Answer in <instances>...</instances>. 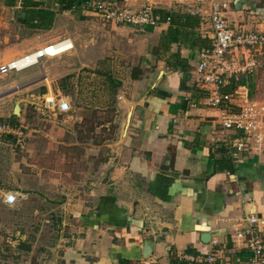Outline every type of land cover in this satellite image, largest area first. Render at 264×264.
<instances>
[{"label": "crops", "instance_id": "0c3cea01", "mask_svg": "<svg viewBox=\"0 0 264 264\" xmlns=\"http://www.w3.org/2000/svg\"><path fill=\"white\" fill-rule=\"evenodd\" d=\"M225 1V18L233 33L264 34V0ZM208 9V4L189 0L182 5H164L154 11L163 20L161 25L136 30L102 22L87 0H0V66L49 45H72L57 56L40 57L30 66H38V74L25 72L28 67L8 76L7 87H18V91L0 98V105L14 104L18 96L24 104V116L30 120L29 115L35 114L31 111L53 118L71 111V96L62 95L60 90L69 81L76 87L79 81L75 84L74 79L81 78L80 71L95 70L101 58L100 50L92 45L81 49L91 35L86 30L101 26L145 32L143 36L153 45L145 44L138 60L127 68L125 79L117 78V85L112 82L117 88L113 108L119 116H124L131 104L133 111L124 139L107 145L112 155L105 162L109 167L103 171V179L97 182L93 169H82L80 157L71 169L57 166V175L79 174L80 180L56 189L67 198L60 199L57 230L52 234L39 231V264H186L182 258L207 253L214 240L221 250L218 264H249L246 242L238 233L248 227L250 217L258 220L264 242V142L251 143L238 161L234 160L223 145L222 127L196 74L199 52L212 43ZM167 17L169 22H165ZM89 18H95L99 25ZM240 53L235 56L238 61ZM41 60H45L43 64ZM112 68L116 71L118 67ZM160 70L161 78L150 89ZM228 82L223 92L242 87L249 99L264 105V68L230 77ZM127 83L132 86L127 88ZM89 90L77 89V93L82 96ZM48 96L67 100L69 110L63 113L57 106H49ZM92 103L85 104L92 107ZM9 125L21 129L23 145L20 147L12 135L1 136L0 144L9 141L11 153L18 148L32 152L35 146L29 148L26 142L28 128L20 120ZM47 135L51 143L41 140L40 144L46 145L43 156L52 157L50 149L54 148L56 164H68L76 158L75 146L84 145L83 141L65 145L61 131ZM235 136L231 133L230 139ZM90 140L87 146L92 149L88 152H94L96 147ZM47 187L48 182L41 188ZM67 188L73 191L67 193ZM80 190H87L85 199ZM38 200L48 202L47 198ZM249 205H253L251 210ZM47 238H54V242Z\"/></svg>", "mask_w": 264, "mask_h": 264}, {"label": "rangeland", "instance_id": "374dc122", "mask_svg": "<svg viewBox=\"0 0 264 264\" xmlns=\"http://www.w3.org/2000/svg\"><path fill=\"white\" fill-rule=\"evenodd\" d=\"M87 20L99 25L95 18ZM91 30H86V33L90 32L91 35L89 40L86 39L81 44V49L87 50V45H92L100 50L98 54L101 58L97 60L98 67L95 70L84 68L80 71L79 76L81 78L79 80L74 79L75 84L79 81L78 86L73 87L72 82L69 81L68 86L62 89L63 91L60 90L62 95L71 96V111L69 113L53 118L52 115H42L41 112L31 111L35 114L29 115L32 119L30 120L24 116V108H22L24 104L18 99V96H15L14 101L19 102V115H13L16 102L0 105V121L14 122L20 120L21 125L28 128L25 130V134L28 135L27 146L29 148H31L30 145L35 146L32 152H24L18 148L14 153H11L8 146L9 141H3L4 144H0V264H39V255L36 258V252L39 251L41 244V238L38 237L41 234L39 231L43 230L44 233L49 231L52 234L53 231L57 230V220L61 217L60 199L66 197L61 194V190L56 189L58 186L67 187L66 185L72 180L75 182L80 180L79 174H71L65 178L63 175H57L55 173L57 166L61 168L60 170L67 169L66 166L71 169V166L76 165L78 162L77 157H80L82 169L88 170L89 167L93 169L95 174L93 176H95L97 182L103 179V171L108 170L109 165H105V162L112 155V152L107 145L114 144L118 140L120 123L123 118V115L119 116V112L113 108L114 102L117 101L115 97L117 89L115 85L119 83L117 78L125 79L128 72L127 68L131 63L138 60L146 43H149V46L153 45H151L150 39L143 36L145 32H132L127 29L124 31L111 30L108 27L103 28L101 26L96 27L93 31ZM141 39L143 40L141 41ZM44 61L41 60V63L43 64ZM65 63L67 64V62ZM126 63L128 65H125ZM111 66L118 68L114 71ZM28 70L35 75L38 74L39 68L33 66L25 72ZM14 75L15 72L12 71L6 76L2 75L0 77V98L9 97L14 95L12 94L14 91H18V89L7 87L10 82L9 77ZM65 83H63V86ZM124 85L127 88L132 86L129 83ZM79 86L81 87L79 88ZM121 88L122 85L119 89ZM77 89L90 90L82 93L81 96L77 93ZM38 91L42 92L43 89ZM89 101L93 102L92 107L85 104ZM103 101H109L110 105ZM27 111L29 113V109ZM118 123L119 127L116 126L115 128ZM28 125L32 126L28 127ZM30 129L33 130L31 134ZM50 131L53 135L56 131H61L65 145L83 141L84 145L77 144L75 146L73 157L76 158L67 161L68 164H56L57 154L54 148L50 149V151H53L51 153L52 157L43 156L46 145L40 143L41 140L48 141V139L51 143L47 135ZM89 137L90 142L95 144L94 152H88L92 149L91 146H87ZM52 140L56 142L55 138ZM54 142H52V145L55 144ZM22 145L23 143L19 146L22 147ZM58 145L60 146V144ZM69 148L71 149V147ZM71 152L69 150V154ZM104 165L106 168H103ZM47 182L50 187L42 189L41 187L46 185ZM25 190L28 194H24ZM72 191L69 188L66 190L67 193ZM80 191L81 194L84 192L82 197L85 199L87 190ZM9 192L17 195L16 204L12 207H7L3 203L4 195ZM40 198H47L48 202L46 204L40 203L38 200ZM50 239L47 238V240ZM44 242L45 239L42 243L44 244ZM48 242H54V238ZM26 247H30L29 250Z\"/></svg>", "mask_w": 264, "mask_h": 264}, {"label": "built area", "instance_id": "2783aa9c", "mask_svg": "<svg viewBox=\"0 0 264 264\" xmlns=\"http://www.w3.org/2000/svg\"><path fill=\"white\" fill-rule=\"evenodd\" d=\"M142 3L123 4L117 0H87L96 15L106 24L130 27L136 30L157 28L163 20L154 13L155 9L164 5H182L187 0H141ZM209 5L208 19L211 26V47L199 52L196 64V74L199 85L206 94L209 106L216 112V118L222 127V142L231 155L238 161L246 152L251 143L264 142V105L249 99L246 89L239 87L232 92H223L228 86L230 77L239 74L251 73L264 68V34L233 33L227 26L225 13L228 8L227 1L223 0H189ZM167 17L165 22H169ZM62 44V43H57ZM56 45V44H55ZM72 48L70 47L49 56L54 57ZM241 50L240 61L236 53ZM28 55L19 60L0 66V76L9 72L22 71L32 65L27 63ZM22 61V66L17 64ZM25 62V63H24ZM36 64V63H35ZM33 64V65H35ZM17 89V88H16ZM49 106H57L59 112H67L69 103L58 98L47 100ZM236 133L231 140L230 134ZM12 135L17 137V143L23 142L21 129L0 121V137ZM14 193H6L3 203L12 206L16 203ZM258 220L254 217L248 219V227L238 233L243 238L249 251V264H264V242L261 239ZM211 249L196 256L182 258L186 264H218L221 250L217 241H211ZM144 264H150L148 262ZM157 264V263H153Z\"/></svg>", "mask_w": 264, "mask_h": 264}, {"label": "water", "instance_id": "95a60500", "mask_svg": "<svg viewBox=\"0 0 264 264\" xmlns=\"http://www.w3.org/2000/svg\"><path fill=\"white\" fill-rule=\"evenodd\" d=\"M163 74V71L160 70L157 77L153 80L151 86H150V89H153L155 86H156V83L158 82V80L161 78ZM18 88V87H16ZM19 102H16L15 105H14V109H13V115H19ZM132 111H133V105L131 104L129 107H128V110L126 112V114L123 116L122 120H121V123H120V131H119V141H122L127 133V130H128V127H129V124H130V120H131V115H132ZM253 205H249L248 206V209L251 210V208ZM264 223V221H262ZM50 264H54V263H50Z\"/></svg>", "mask_w": 264, "mask_h": 264}, {"label": "bare ground", "instance_id": "6f19581e", "mask_svg": "<svg viewBox=\"0 0 264 264\" xmlns=\"http://www.w3.org/2000/svg\"><path fill=\"white\" fill-rule=\"evenodd\" d=\"M64 44H70V43H67V42H64V43H62V44H56V45H52V46H48V47H46V48H44L43 50H38V51H36V52H34V53H32V54H29L28 56V59H27V63H25V64H30V65H33V64H35V63H37V61H38V59L40 58V57H43V56H50V55H53V54H55L56 52H61V50H59V48L60 47H62ZM70 47V45L69 46H67V47H65L64 49H67V48H69ZM17 63H18V61H17ZM22 61L21 62H19L17 65L18 66H22ZM47 100L48 101H51L52 100V97L50 96V97H48L47 98Z\"/></svg>", "mask_w": 264, "mask_h": 264}, {"label": "trees", "instance_id": "16d2710c", "mask_svg": "<svg viewBox=\"0 0 264 264\" xmlns=\"http://www.w3.org/2000/svg\"><path fill=\"white\" fill-rule=\"evenodd\" d=\"M9 124H12V122L8 121Z\"/></svg>", "mask_w": 264, "mask_h": 264}]
</instances>
